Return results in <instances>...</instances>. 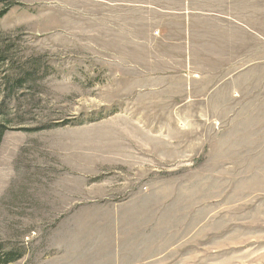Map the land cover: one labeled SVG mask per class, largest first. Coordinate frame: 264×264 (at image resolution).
Instances as JSON below:
<instances>
[{"label":"rangeland","instance_id":"rangeland-1","mask_svg":"<svg viewBox=\"0 0 264 264\" xmlns=\"http://www.w3.org/2000/svg\"><path fill=\"white\" fill-rule=\"evenodd\" d=\"M179 2L0 19V264H264V104L182 107Z\"/></svg>","mask_w":264,"mask_h":264},{"label":"crops","instance_id":"crops-1","mask_svg":"<svg viewBox=\"0 0 264 264\" xmlns=\"http://www.w3.org/2000/svg\"><path fill=\"white\" fill-rule=\"evenodd\" d=\"M160 13L164 30H180L183 108L213 102L219 105L211 109L231 111L264 104V0H180Z\"/></svg>","mask_w":264,"mask_h":264},{"label":"trees","instance_id":"trees-1","mask_svg":"<svg viewBox=\"0 0 264 264\" xmlns=\"http://www.w3.org/2000/svg\"><path fill=\"white\" fill-rule=\"evenodd\" d=\"M17 1L18 0H0V5H2L0 8V19L7 13L9 7L11 5L15 4ZM1 61H3V58H0V62ZM21 83H22V80L17 81L18 85H21ZM6 129H7L6 125L0 123V144H1V141H2V138H3V135L6 131ZM8 255H9V253L6 254V257H8ZM18 257H20V254H18V256H16L15 258L5 260L1 263L8 264Z\"/></svg>","mask_w":264,"mask_h":264}]
</instances>
